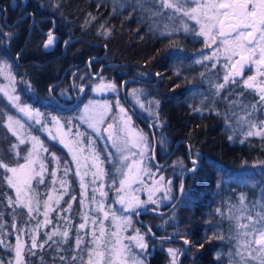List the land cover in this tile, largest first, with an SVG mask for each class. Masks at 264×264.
<instances>
[{
	"label": "trees",
	"instance_id": "obj_1",
	"mask_svg": "<svg viewBox=\"0 0 264 264\" xmlns=\"http://www.w3.org/2000/svg\"><path fill=\"white\" fill-rule=\"evenodd\" d=\"M11 1L0 0V59L5 60L12 71L15 91L25 102L53 113L76 112L84 100L79 88L89 81L90 72H98L113 79L118 88L121 81L132 77L125 84L128 89L139 84L134 79L139 77V73H145L139 68L141 66L148 70L146 76H150L152 71L159 74L158 83L155 86L147 85L146 88L148 87L147 94L157 99L159 126L150 124L154 129L158 128L156 149L160 156L170 150L160 139H166V144L169 141L172 143L178 139L184 140L187 131L191 129L188 136H192L190 155L197 160L195 172L189 171L193 164L187 158L184 141L179 143L178 149L162 167L157 164L162 160L157 161L152 156L154 151L151 154L150 164L156 173L166 181L173 178L174 184L183 179L184 188L179 199L176 188L171 187L170 201L159 206L167 210L164 213L156 212L157 209L152 211L154 206H150L153 207L152 210L148 208L147 211L140 212L139 220L136 219L137 212L134 213L133 223L145 233L151 245H157L154 255L150 256V251H146V263L167 264L169 257L159 243L168 241L151 236L141 223L142 220L153 234L173 235V240L179 236L189 239L190 244L187 245L185 254L191 259L189 264H230V261L231 264H244L237 256L233 258V249L237 247L239 238L236 237L235 219L230 220L228 217L259 211L260 205L264 204V137L246 140L254 146L248 150L236 149L234 145L239 141L226 134L230 133L233 117L222 102L209 96L214 88L206 83L212 73V64L206 63L207 59L204 57L210 55L207 49L212 47H205L202 38L193 32L153 35L147 30L146 21L137 11L110 7L109 2L104 0H15L14 7L11 6ZM53 23L57 40L53 49L48 51L43 46L46 37L43 33ZM188 50L191 54L187 79L185 53ZM195 58L200 61L199 64ZM63 72L64 80L53 85ZM73 73L74 90L79 100L77 104L70 105L73 98L69 76ZM49 87L52 95L49 94ZM123 99L130 109V100L126 99L125 93ZM56 100L68 106L59 107ZM11 111V103L0 94V159L16 165L24 160L29 146L27 142L19 144L17 136L4 126L5 114ZM134 112L138 126L149 131V127L144 124L148 118L135 110ZM261 118L262 116L258 119ZM257 124H260L259 121ZM26 128L27 134L37 135L48 149L47 152L39 153L36 163L37 169L40 163L45 165L44 182L38 184L35 179L31 182V194L40 201V208L33 214L35 219L25 224L24 221L29 219L27 211L15 204H8L9 197L13 201L16 197L4 179L5 170L0 169V224L4 226L0 239L7 244L4 249L1 248L4 243L0 244V264H16L11 236L21 232L14 230L12 224L16 221L17 228L24 229V238L29 239L30 231L36 227L37 221L42 220L43 203L50 195L53 180L56 181L54 187H57L63 176V167L69 169L68 187L53 208L51 223L46 226L47 232L39 231L36 239L38 246L32 249L34 255L28 253L31 245L25 242L24 260L26 264H81L84 256L82 252L79 256L75 254L73 237L82 220L79 176L66 149L57 140H49L39 125H29ZM106 142L105 140L101 147L99 144L102 143L99 142L98 147L111 153ZM152 142L150 136L151 148ZM201 143L214 150L202 152L198 147ZM13 144L18 145L19 156L15 155V151H10ZM52 154H55L58 163L54 162ZM104 159L106 177L113 183L116 177L112 170L114 165L111 164L112 160H108V156L105 155ZM55 170L58 173L56 177H52L51 173ZM241 195H244L243 205L240 202ZM72 197L76 199L73 200ZM69 204L71 210L66 211ZM174 209L179 211L178 224L176 221L172 225L166 224L165 216ZM217 209H220L219 213ZM241 209L246 210V213H242ZM54 231L56 235L49 240L45 233L52 235ZM63 231H68L69 235L61 236L59 233ZM86 238L91 237L88 235ZM40 243L44 245L43 248L39 247ZM82 247L86 249V242L80 245V249ZM229 252L232 253L231 257ZM73 256L77 259L73 260ZM181 263L185 264L183 257Z\"/></svg>",
	"mask_w": 264,
	"mask_h": 264
},
{
	"label": "rangeland",
	"instance_id": "obj_2",
	"mask_svg": "<svg viewBox=\"0 0 264 264\" xmlns=\"http://www.w3.org/2000/svg\"><path fill=\"white\" fill-rule=\"evenodd\" d=\"M104 1L109 2L108 4L110 7L114 6L117 7L118 9L127 8V11H137L144 18V21H146L145 24L147 30L153 35L155 34L158 35L159 33L160 35L168 34V33L173 34L172 32H179V31L184 32L185 34L188 32L197 33L200 30V25H198L195 20H191L188 17L184 16L183 12L176 13L174 12L173 9L161 10L159 6V0H155V2H153V0H140L139 3L137 2V0H104ZM198 2L203 3L204 0H198ZM184 7L185 8L195 7V3H193L192 0H188V3L184 4ZM157 11H161L162 14L156 15L155 13ZM185 25L188 28L187 31H185ZM199 37L203 39V42L205 44L204 46L206 47L205 37L203 36H199ZM211 46L214 48V50L211 51V55H212V53L216 51L218 47H216L215 44ZM219 49H220L219 54L214 59H217L219 61L222 60L225 61L226 58L224 55V47H219ZM195 60L196 62L198 61L196 58ZM0 62L6 63L5 60L3 59H0ZM197 63L199 64L200 62ZM10 72L12 77L14 78V75L11 70ZM142 76L143 75L139 73V77ZM81 85L82 86H80L79 90H80V94L84 95V100L82 101V105L79 106L78 110L76 112H69V113H65V112L53 113L51 110L38 109L33 105L29 104L28 102H25L23 98H21L15 91V82L14 81L12 83L9 82V79L7 78V73H0V94L5 98L7 102L11 103V106L13 107V111L5 114V119L3 121V124L9 130L7 126L8 116H12L14 119H19L21 123L24 124L23 129H19L16 125H13V127L16 128L17 132L19 133V137L23 138L25 142H27L29 146V151L32 149L31 137L32 136L38 137V136L35 135L34 133L27 134L25 132L27 129L26 126L27 127H29V125L41 126L42 131H44V133L47 135L49 140H57L59 145L66 149L67 153L70 156L72 164L75 168V171L77 173L78 164L76 160H73V152H70L68 147H65L64 144L60 143L61 138H63L65 143L69 144L75 150V155L79 160L80 175L78 176L79 179L81 176H83V184L85 185L84 188L81 187V179H80V195H81L80 197L81 200L84 201V204L81 205L80 207L82 211V220L77 225V230H78L77 235L79 234V236L84 239V242H86V249L82 247L83 249L81 248L78 250L76 248L78 252L75 253H77V256H79L80 252H82L84 256V260L81 264H85V262L88 259L87 249L93 247L92 232L95 231L96 235H99L100 225L99 223H97L94 226L92 224L93 219L104 221V228L106 232V236L104 238L105 242L112 241L115 239L110 235L111 232L117 231L116 227L112 222L111 215L107 219H105L103 213L97 211L98 205L100 203L104 204L105 210H110L111 212H115L117 217L131 218V224L125 226L121 223L122 230L119 231L121 243L127 245L128 248L130 249V252L127 254L128 264H133L134 260H141L143 264H147L145 260V256L146 257L148 256L146 255V251L149 252L151 251L150 249H155L157 245L156 244L151 245L149 241H147V237L145 233H143L140 229H138V227L133 223L132 218L135 216L136 212L138 211L145 212L148 210V208L150 209L153 208L150 206H154L153 209L162 210L160 207L163 204H166L167 201H170V198H165L166 190L169 187V185L167 184L166 180L160 182L159 190L151 193L152 199L155 200L156 203L153 204L149 202V195H150L149 189L156 186L154 182L160 181L161 175L157 174L156 171L151 167L150 157L154 150L152 146L153 142L151 144L152 146L151 148L150 134L148 133V131L146 130L144 131L141 127L138 126L139 124L135 120L137 118L135 116L134 110L140 113L141 115L146 116L148 118L149 123L155 126H159L158 114L156 108L157 99L154 98V96H150L147 94L148 87L146 88L145 85L138 84L126 89L125 84H123V82L121 81L118 88L116 83H114L113 79L105 77L104 75H101L98 72H94V71L89 73V81ZM107 85H114L115 87L109 88L107 87ZM222 89H225V87ZM222 89L218 90L216 86L214 92H212V95L216 96V98L221 99L230 112H232L233 108L236 109L235 110V114H237L236 118L233 116L235 120L238 118L241 120V122L239 121L240 124L248 125V126L250 123H254L259 128L261 122L264 121V104H262L263 106H261L263 109L262 112L260 113L259 111L260 106L256 103L257 101L253 102L252 104H249L245 101V99H240V100L235 99L234 96H232V94L230 93H229L230 95H225V96H232V98L220 96L219 93L222 91ZM4 90L8 91L9 94L11 95L18 96L19 100L17 101V103L21 107L28 106L33 112L32 117L30 118L26 116L24 113H21L18 110V108L14 106L12 101L9 100L8 96L4 94ZM118 91H120V94H118ZM124 93L126 99L130 100L131 110L128 107L129 105L127 104L128 105L127 106L125 104V101L123 99ZM45 101L49 102L47 100ZM254 104L257 105L255 110H253L252 108V105ZM104 105H108V108L105 109ZM141 105H143V107ZM121 108L124 109L123 113L120 111ZM35 113H39V115L37 116L35 115ZM101 114H103V123H97ZM261 116L262 118L258 119ZM122 117L123 118L131 117V128L136 133H141L146 137V141L144 143H141L138 148L132 147L131 144H128L127 148L130 149V151L125 150L123 153L118 151L117 147L114 146L113 144V142L115 141V144L117 146L123 148L124 142L126 140L131 139L128 133V129L125 128ZM53 118H55V120ZM37 121H39V123H37ZM257 121H259L260 123L259 125L257 124ZM93 123L96 124V127L100 130L99 133H97L92 127H90V124ZM109 124L112 125L111 129L108 128ZM231 126L232 128H234L232 123ZM232 128L230 127L231 130ZM105 129H107V131H105ZM110 134L112 137L111 139H109ZM242 135H244V133ZM245 135H247V133ZM53 136H56V139H53L52 138ZM248 137L249 139L254 138L255 140H258V138H262L264 136L260 137L258 135H253ZM0 140H1V136H0ZM39 140L41 141L40 138ZM105 140L107 141L106 144H108L109 147L111 148V153L108 151H103L100 148L101 147L100 145H103L105 143ZM99 142L102 143L99 144L100 147H98ZM43 147L45 148V146ZM37 150L39 153L43 152L42 150H39V147ZM133 152L137 153V155L135 156L131 155V153ZM140 152H143L144 155L140 156L139 155ZM105 155L108 156V160H112L111 164L114 165L112 170H114L116 177H115V182L113 183L110 182L111 180H109L105 174L106 173L104 169L106 163V160L104 159ZM122 155L129 157L127 161H124L125 164L131 163L133 160L142 161L140 165L142 171L139 173V179L131 185V188L126 189V192H128L130 195L136 196L139 198L140 201L145 202L139 205L137 208H135L134 211H125L124 205H121L119 203V196L123 195L124 193H118L117 189L119 188L120 180L124 179L122 172L123 173L127 172V168L123 167L121 163ZM96 156H98V160L95 159ZM24 162L25 161L23 160L20 163L22 164ZM54 162L58 163L57 159L56 160L54 159ZM163 163L164 162L162 161H158L157 164L158 166L162 167ZM10 166L15 167L16 165H10ZM97 166L103 169V175L100 176L99 178L93 176V173L97 172ZM34 167L36 168V164L34 165ZM36 170L39 171V168L38 169L36 168ZM55 171L56 173H58L57 170ZM64 172H65V167H63V176L59 179L57 187H54V184L52 183V190L50 192V195L53 197V200L50 201L52 208H54V206H56L57 204L55 203L56 199L59 197V201H60L66 188L68 187V178L67 176L64 175ZM85 173L87 174L85 175ZM62 180L65 181L66 184L64 188L61 187L60 182ZM169 180H171L172 182L171 187L174 186L176 188L178 193L177 197L179 196L178 198L180 199L183 193L181 192V194L179 195L180 185L183 184V181H181L180 179L177 180V182L174 184L173 178ZM93 181L95 182L93 183ZM11 189L14 197H16L15 189L13 188ZM101 190L103 192H106L107 195L102 197L100 195ZM93 196H95V201H93L92 199ZM169 197H171L170 194ZM248 209L251 210L250 207H248ZM256 211H252L251 212L252 215H255L253 213H255ZM43 212H44V208L42 209V220H40L41 222L44 220ZM52 212L53 211L49 212L48 214L49 219H51L50 217L52 215ZM241 212L246 213V210L241 209ZM168 213L169 214L165 216L167 221L166 224L172 225L175 221L178 224L179 211L178 210L176 211L174 209L168 211ZM85 214H87L88 216L87 222H85L84 220ZM242 222L246 223L247 221H242ZM13 223L16 224V221H14ZM81 223H86L85 229H79L78 226ZM157 224L160 223L157 221ZM47 225H43L41 223V226L39 227L38 231L32 233L33 235L36 236V239L39 236L40 230L43 232H47L46 231ZM136 230H139V234L144 237V242L147 244V247L144 249H140L136 241L131 239V237L136 235ZM18 235L20 236L21 241L24 244L27 241L28 244L31 245V236H29V239L26 240V238H24L23 232H21ZM88 235L91 238H86ZM169 236H173V235H169ZM11 237H12L11 246L15 259L14 261H16L14 249L16 245L17 234ZM167 241L168 243L165 242L163 244L159 243V245L163 246L164 250H166L165 251L166 255L169 257L168 259L169 262L167 264H172V257L169 254L168 249L173 248V249H180L182 251L184 245L182 246L181 242L175 243V242H170L171 240L170 241L167 240ZM75 245H76V240H75ZM5 246H7L6 243H4L1 246V248L4 249ZM108 247H111V244H108ZM236 251H237V247L233 249V258L237 256L236 258L241 260V256L236 255ZM240 251L243 253L245 260L247 261V264H257V261H253L250 257L247 256L248 250L241 248ZM241 261L245 264V261L243 260Z\"/></svg>",
	"mask_w": 264,
	"mask_h": 264
},
{
	"label": "snow or ice",
	"instance_id": "obj_3",
	"mask_svg": "<svg viewBox=\"0 0 264 264\" xmlns=\"http://www.w3.org/2000/svg\"><path fill=\"white\" fill-rule=\"evenodd\" d=\"M139 3L140 0H137ZM155 2V0H153ZM195 3V7L185 8L184 4L188 3V0H159L160 9H173L174 12L179 13L183 12V15L188 17L191 20H195L198 25H200L199 32L195 33L196 35L205 37L206 46H211V44H215L217 42V37H222L223 39L220 41L221 46L224 47V55L227 60L225 67L229 69L228 73L224 76V83L218 84L217 89H222L225 87L227 83L231 82L235 83V77L241 76L245 67L248 66L249 70H251V65L256 66V75L249 76L247 79L243 81L244 86L249 89H254L257 91L259 100L257 104H264V79L257 80V76L264 78V0H204L203 3L198 2V0H192ZM156 15L162 14L161 11H157ZM103 27V26H101ZM188 28L185 25V31ZM110 32V30H109ZM54 43V37L50 32L48 34V40L45 47L52 45ZM219 47L212 53L211 56H205L204 59L212 60L219 54ZM233 58H236L235 60ZM200 62V61H197ZM215 65H213L214 67ZM0 73H7V78L9 82L12 83L14 78L11 75L9 66L6 63L0 62ZM159 75V74H157ZM109 88H114V85H107ZM4 94L8 96L9 100L12 101L15 107L21 113H24L28 117H32L33 112L28 106L21 107L17 101L19 100L18 96H14L9 94L8 91L4 90ZM135 94V93H134ZM143 107V105H141ZM257 107L256 104L252 105L253 110ZM104 108L107 109L108 105H104ZM120 111L123 113L124 109L121 108ZM35 115H39V113H35ZM8 128L12 132L13 135L17 136L19 139V144H24L25 140L19 137V133L13 125H16L19 129L24 128V124L21 123L19 119H14L12 116H8ZM55 120V118H53ZM123 123L125 128L128 129L130 140H126L124 142V147L120 148L113 142L114 146L117 147V150L123 153L125 150H129L127 148L128 144H131L132 147H139L141 143L146 141V137L141 133H136L131 128V117L123 118ZM39 123V121H37ZM58 123V122H57ZM97 123H103V114H101ZM97 133H99V129L96 127V124H90ZM108 128L111 129L112 125L109 124ZM250 130L248 131V136L258 135L264 136V121L261 122L259 130L253 131L252 129H256L257 125L254 123L249 124ZM107 131V129H105ZM56 139V136L52 137ZM111 134L109 135V139H111ZM232 137H229L231 140ZM32 149L27 152V154L23 157L24 163H18L15 167L10 166V164L5 163L2 159H0V169L5 170L4 179L7 184L15 189L16 192V200L13 201L11 197L8 198L9 206L15 204L16 207H21L27 210V215L29 217L28 220H25L24 223H30L31 219H35L34 213L39 211L40 201L35 199V197L31 194V182L35 179L38 184L44 182V172L46 171L45 165L40 163L39 171L36 170L34 165L37 163V158L39 155V150L47 152L48 149L43 147L42 142L38 137L32 136ZM243 142V141H241ZM60 143L64 144L65 147L69 148L70 152H73V160L77 161L78 169L77 175L79 173V160L75 155V150L67 143H65L64 139L61 138ZM18 145L13 144L10 147V151H15V155L19 156ZM53 155V159H57L55 154ZM131 155L135 156L137 153L133 152ZM140 156H143L144 153L140 152ZM98 160V156L95 157ZM129 159L128 156H121V163L123 167L127 168V172L123 173L124 179H121L119 182V188L117 189L118 193H124L119 196V203L124 205L125 211H134L139 205L145 203L144 201H140L138 197L130 195L126 192V189L131 188V185L135 183L139 179V173L142 171L140 165L142 161L133 160L131 163L125 164L124 161ZM182 163V162H181ZM193 167L189 169V171L195 172L197 170V161L194 159L192 161ZM96 166V165H94ZM135 169V172H134ZM119 170V169H118ZM69 169L65 167L64 175L67 176ZM10 174V175H8ZM87 173H85L86 175ZM52 177H56V171L51 173ZM103 175V169L97 166V172L93 173L94 177L99 178ZM81 179V187L84 188L83 184V176ZM164 177H160V181L154 182L155 187L149 189V202L155 204L156 201L152 199V192L158 191L160 187V182L164 181ZM55 180H53V184H55ZM95 181H93L94 183ZM61 187L64 188L66 186L65 181H61ZM169 187L166 190V197L170 198L169 194L171 193V180L167 181ZM55 190V189H53ZM95 191V190H94ZM180 191L183 192V184L180 185ZM100 195L106 196L107 193L100 191ZM75 200V197H72ZM93 201H95V196H93ZM53 200L51 195L48 196V199L43 203V216L44 220L37 221V225L34 229L30 231L31 235V247L28 248L29 254H35L32 252V249L37 248L36 236L32 233L38 231L41 223L43 225H47L51 223L48 214L53 211V208L50 204V201ZM35 201V203H34ZM240 202L243 205L244 196L241 195ZM55 203H59V197L56 199ZM81 205L84 204V201H80ZM16 207L13 208V215H16ZM255 208V206H253ZM71 210V204L68 205L66 211ZM97 211L102 212L105 219H107L111 215L112 222L116 227L117 231L111 232L110 235L115 239L112 241L105 242V228L104 221L93 219L92 224L95 226L99 223V235H96V232H92V245L93 247L87 249L88 259L85 264H128L127 254L130 252V249L127 245L121 243V238L119 236V231L122 230L121 223L125 226L131 224L130 217H117L115 212H111L110 210H105L104 204L100 203L98 205ZM155 211V209H153ZM217 212H220V209H217ZM0 218H2V214H0ZM230 220L235 219L236 221V237L238 239L237 243V251L236 255L241 256V260H245L243 253L240 251L241 248L248 250L247 256L250 257L253 261H257V264H264V204L260 205V210L255 212V215H252L251 211L247 213V215L241 214L240 216H229ZM84 220L87 222L88 216L84 215ZM242 221H247L242 222ZM3 224H0V235L3 234ZM79 229H85L86 223H81ZM12 228L17 232H23L24 229L17 228L15 223L12 224ZM149 231H151L149 229ZM63 237H67L69 235L68 231H63L59 233ZM48 236V239L51 240L53 235H56L54 231L52 235L45 233ZM250 237V238H249ZM219 238L223 239L222 236ZM132 240H135L138 247L140 249H144L147 247V244L144 242V237L139 234V230H136V235L131 237ZM55 242V241H54ZM4 240L0 239V244H3ZM84 243V239L77 235L76 238V248L80 249V245ZM108 244H111V247H108ZM184 244H190L188 239H184ZM202 246V245H201ZM26 245L21 241L19 235L16 237V245H15V256H16V264H26L24 260V250ZM40 248H43L44 245L40 244ZM187 251V249H184ZM169 254L172 257V264H178L177 256L181 252L180 249H168ZM255 253V254H254ZM229 257L232 256V253H228ZM61 259H64L61 257ZM73 260H76L77 257L73 256ZM83 259V257H81ZM133 264H143L141 260H134ZM231 264V261H230Z\"/></svg>",
	"mask_w": 264,
	"mask_h": 264
},
{
	"label": "flooded vegetation",
	"instance_id": "obj_4",
	"mask_svg": "<svg viewBox=\"0 0 264 264\" xmlns=\"http://www.w3.org/2000/svg\"><path fill=\"white\" fill-rule=\"evenodd\" d=\"M16 1L15 0H12L11 1V6L14 7L15 6V3ZM196 35V34H195ZM198 36V35H196ZM223 38L222 37H217V42L215 43L216 47H223L221 46L220 44V41L222 40ZM203 40V39H202ZM211 45H214V44H211ZM209 47V46H208ZM212 47V46H210ZM214 50V48L212 47V49H207V53H210L211 55V51ZM206 53V52H205ZM186 56H185V66H186V78L188 79L189 78V67H190V54L191 52L188 50L186 53ZM234 60L236 58H233ZM206 63H211L212 64V67L210 68V71H212L211 73V76L209 77V79L206 81L207 84H209L212 88L215 89V87L218 85V84H223L224 83V76L228 73L229 69L225 67V64L227 63V60L225 61H219L217 59H212V60H206L205 61ZM213 65H215L213 67ZM251 70H249V67L246 66L242 75L241 76H237L235 77V83L231 82V78H230V82L227 83L225 85V89H222V91L219 93L220 96H225V95H230L232 94V96H234L235 99L237 100H240V99H245V101L249 104H252L253 102L255 101H258L259 100V96L257 94V91L254 90V89H249L247 87L244 86V83L243 81L245 79H247V77L249 76H253V75H256L257 72H256V66L255 65H251ZM140 69H142L144 72L143 76L142 77H139V78H136L134 80H136L140 85H153L155 86L158 81H159V75L158 72L156 71H150L151 74H150V77L149 76H146V74H148V70H146L145 68L139 66ZM133 79L132 77H128V79ZM127 79V80H128ZM264 78H261L259 76H257V80H262ZM127 80H123V84H126ZM230 93V94H229ZM209 96H212L211 98L214 100L216 98V96H213V95H209ZM232 96H225L227 98H232ZM217 101H220L223 103V101L219 98H216ZM59 107H60V104H58L57 102H55ZM257 103V102H256ZM225 105V104H224ZM260 107H259V111L260 113L262 112V107L263 106L262 104H258ZM227 108V107H226ZM228 109V108H227ZM131 110V108H130ZM235 110L233 108L232 112L229 111V113L231 114V116L235 117L236 118V115L235 114ZM208 113L205 114V116H207ZM233 117V121H232V124L234 126V128H232V130L230 129V133H226L227 135H231V136H234L235 138H237L236 140L239 141V143H236L234 146L236 147V149L238 148H243V149H248V150H251L254 146L250 143H247L246 140L249 139L248 135H245L246 133H248V131L246 130H250V128H248L249 126L248 125H243V124H240L241 120L240 119H236ZM239 117V116H238ZM240 118V117H239ZM217 119V117H216ZM144 121V119L142 120ZM240 121V122H239ZM144 124H146V126H148L149 128V131L148 133L150 134V136L152 137V140H153V151H154V156H155V159L158 161V160H162L164 163L162 165H164L173 155V153L178 149L179 147V143L181 141H184L183 144L185 145V148H186V154H187V158L189 160V163H192V161L196 158H192L191 155H190V151H191V145H190V142H191V137L192 136H188V132L191 130L189 129L186 133V139H178L176 140L175 142H172L169 141L168 144H166L167 140L166 139H160L162 141L163 144H165L166 146L170 147V150L168 153H165L163 155L160 156V153L159 151L156 149V146H157V135H156V131L158 130V128L154 129L151 124L148 122V121H144ZM253 131H256V130H259V128L257 127L256 129H252ZM218 132V130H217ZM244 133V135H242ZM219 135V133H218ZM247 138V139H245ZM243 141V142H241ZM162 145V144H160ZM199 149L202 151V152H206V151H211V150H214L213 148H210L208 147L207 145H205L204 143H201L198 145ZM216 149H218V146L216 147ZM157 154V155H156ZM159 155V157H158ZM236 159V157L234 158ZM197 161V160H196ZM161 165V166H162ZM193 166H190V169L192 168ZM185 180V179H184ZM181 181H183V179H181ZM179 197V196H178ZM177 197V198H178ZM141 214V213H140ZM140 217V215H139ZM139 217H136L137 220H139L138 218ZM76 232L78 233V230H76ZM77 233L75 234L74 233V242L76 240V236H77ZM151 235V234H150ZM152 236V235H151ZM154 238L158 239V240H161V241H167V240H171V241H176V242H181L183 245H184V248L182 249V251L178 254L177 256V261H178V264H182L181 263V259L183 257V260H184V263L185 264H189L191 262V259L189 256H186V251H184V249H187V245L184 244V238L183 237H177L176 240H173L171 236L169 235H159V234H156L154 233ZM76 248V247H75ZM79 250V249H78ZM78 250L76 249L75 252H78ZM155 249H151V251L149 252V255L152 256L154 255V252ZM77 255V253H75ZM152 264H161V263H152Z\"/></svg>",
	"mask_w": 264,
	"mask_h": 264
},
{
	"label": "water",
	"instance_id": "obj_5",
	"mask_svg": "<svg viewBox=\"0 0 264 264\" xmlns=\"http://www.w3.org/2000/svg\"><path fill=\"white\" fill-rule=\"evenodd\" d=\"M54 28H55V24L53 23L52 26H51L47 31H44V33H43V34L46 35L45 40H44V43H43V46H44V48H45L46 50H48V51L53 49L54 43H55V41H56V39H57V34L54 32ZM50 32L52 33V35H53V37H54V43H53L52 45H49V46L45 47V45L47 44V40H48V34H49ZM68 42H69V41H67V43H68ZM73 76H74V73H73L72 75L69 76V83H70L71 92H72V98H73V100L70 102V105H75V104L77 103V101H78L77 94L75 93V90H74ZM64 78H65V72H63V74L61 75L60 79H59L57 82H55L53 85L59 84L60 82H62V81L64 80ZM51 86H52V85H51ZM50 88H51V87H49V92H50ZM49 94L52 95L51 92H50ZM56 101H57L58 104H60V105L63 106V107L68 106L67 104L62 103V102H60V101H58V100H56ZM135 115H136V114H135ZM153 157H154V153H153ZM154 161H155V160H154ZM180 194H181V191L179 192V195H180ZM151 210H152V209H151ZM152 211H153V210H152ZM165 211H167V210H163V209H162V210H156V212H158V213H164ZM139 213H140V212L138 211L137 214H136V217H138V214H139ZM141 223L146 227L147 231H148V232L154 237L153 232H152V231H149L150 227L146 224V222L142 220ZM150 230H151V229H150Z\"/></svg>",
	"mask_w": 264,
	"mask_h": 264
}]
</instances>
